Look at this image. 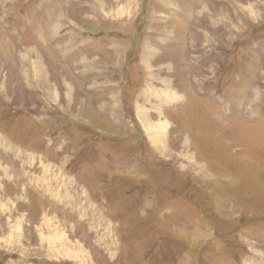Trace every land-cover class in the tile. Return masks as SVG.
Here are the masks:
<instances>
[{
    "label": "rangeland",
    "instance_id": "obj_1",
    "mask_svg": "<svg viewBox=\"0 0 264 264\" xmlns=\"http://www.w3.org/2000/svg\"><path fill=\"white\" fill-rule=\"evenodd\" d=\"M0 264H264V0H0Z\"/></svg>",
    "mask_w": 264,
    "mask_h": 264
},
{
    "label": "bare ground",
    "instance_id": "obj_2",
    "mask_svg": "<svg viewBox=\"0 0 264 264\" xmlns=\"http://www.w3.org/2000/svg\"><path fill=\"white\" fill-rule=\"evenodd\" d=\"M59 23V22H58ZM55 32V31H54ZM35 53V52H34ZM38 56V55H37ZM35 58H37V57H35ZM37 60H39V59H37ZM40 61V60H39ZM42 61V60H41ZM36 62V61H35ZM38 64V63H37ZM36 65V64H35ZM37 69H39V67H36V69L34 70L35 71V73H37L38 74V70ZM41 69V68H40ZM148 121V120H147ZM145 124V125H144ZM144 126H145V128L146 129H148V130H150L151 132L153 131V129H154V127L152 128V126L151 125H148L149 123L147 122H144ZM164 126V125H163ZM187 152V151H186ZM188 155H189V153H188ZM187 157V156H186ZM189 157V156H188ZM187 157V158H188ZM46 212V211H45ZM46 215V214H45ZM44 216V215H43ZM46 217V216H45ZM46 222V221H45ZM49 222V221H48ZM47 224V223H46ZM48 225V224H47Z\"/></svg>",
    "mask_w": 264,
    "mask_h": 264
}]
</instances>
